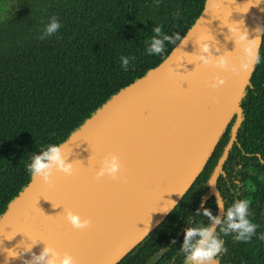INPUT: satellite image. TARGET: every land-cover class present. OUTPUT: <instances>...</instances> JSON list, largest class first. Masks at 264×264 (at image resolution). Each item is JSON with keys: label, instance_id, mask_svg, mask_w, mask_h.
Wrapping results in <instances>:
<instances>
[{"label": "water", "instance_id": "95a60500", "mask_svg": "<svg viewBox=\"0 0 264 264\" xmlns=\"http://www.w3.org/2000/svg\"><path fill=\"white\" fill-rule=\"evenodd\" d=\"M237 22L249 39L260 36V56L264 33L255 30L264 28V0H205L183 44L72 131L61 143L72 175L54 170L48 184L32 176L0 215V264H37L33 254L45 246L71 255L75 264H118L180 203L235 119L208 180V196L223 205L217 213L222 219L217 180L237 139L244 119L241 102L258 65L240 68L242 47L229 32ZM204 43V55H225L236 70L203 64L198 57ZM214 78L224 84L209 87ZM109 155L120 163L116 179L97 177ZM168 201L175 204L162 212ZM66 210L87 218L89 225L72 228ZM14 252L16 257H9Z\"/></svg>", "mask_w": 264, "mask_h": 264}, {"label": "trees", "instance_id": "16d2710c", "mask_svg": "<svg viewBox=\"0 0 264 264\" xmlns=\"http://www.w3.org/2000/svg\"><path fill=\"white\" fill-rule=\"evenodd\" d=\"M26 1L37 16L40 34L26 48L0 53V215L30 182L26 168L30 156L50 143H62L113 94L158 66L205 4V0ZM50 17H56L61 27L41 38ZM157 25L160 38L166 34L174 39L164 42L161 54L148 55L146 42ZM122 55L135 57L127 69L120 66ZM241 107L244 119L217 188L224 211L234 200L250 198L249 219L260 225L259 234L264 232V36ZM233 120L180 203L118 264H145L151 252L176 238L171 230L191 220L192 214L207 208L216 216L217 201L206 196L208 180L229 140ZM224 217L225 213L222 221ZM205 220V225L210 222ZM183 234L169 250L181 255L179 264ZM233 235H222L227 249L220 254L222 264H264V241L254 236L245 243Z\"/></svg>", "mask_w": 264, "mask_h": 264}, {"label": "clouds", "instance_id": "9594fccd", "mask_svg": "<svg viewBox=\"0 0 264 264\" xmlns=\"http://www.w3.org/2000/svg\"><path fill=\"white\" fill-rule=\"evenodd\" d=\"M60 27V21L56 17H50L49 22L44 27L41 38L56 33ZM255 31L257 33H264V28H257ZM152 32L154 35L146 42L145 53L148 55L161 54L165 48L164 42H172L174 38L166 34L163 35V38H160L161 27L159 25L154 27ZM229 32L235 35V43L239 42L242 47L244 61L240 63V68H250L252 65L259 63L260 56L256 49L260 36L257 35L255 38L249 39L247 30H242L239 22L234 23L231 28L229 27ZM175 39L180 44L185 42L178 35ZM200 51L202 55L198 59L203 64L212 63L213 66L222 70H236L235 66H230L229 60L225 55L215 58L204 55L208 53V45L206 43L200 45ZM134 59L135 57L122 55L120 57L121 68L127 69L130 61ZM223 84L224 80L222 78H214L209 87L216 88ZM62 145L61 143H50L40 151L33 153L26 165L29 175L38 177L45 184L50 183V177L54 170L62 172L66 176L72 175L73 164L66 162L67 158L62 152ZM119 169L120 163L117 156L109 155L102 160L95 175L97 177L108 175L112 179H116ZM218 196H220L219 193ZM174 204L175 201H168L167 206L162 212L168 211ZM250 204L251 201L249 199L234 200L226 207L223 221L220 217L212 215L207 208L203 209L201 215L207 217L210 222L206 225L203 222H194L184 230L182 243L179 248L183 253L182 264H216L219 255L227 251L222 235L234 233V240L245 243L252 240L254 236L264 241V232L257 234V229L260 225L249 219ZM217 207H223L219 199L217 200ZM64 217L74 229H84L90 223L87 218L82 219L78 214L70 210L65 211ZM216 226H220L219 230H217ZM16 255L17 253L14 252L9 257H16ZM32 259L37 264H40V262H43V264H75L71 255L65 253L61 256L55 249L49 246H45L39 254H33Z\"/></svg>", "mask_w": 264, "mask_h": 264}, {"label": "flooded vegetation", "instance_id": "af4514ba", "mask_svg": "<svg viewBox=\"0 0 264 264\" xmlns=\"http://www.w3.org/2000/svg\"><path fill=\"white\" fill-rule=\"evenodd\" d=\"M23 24H26L29 27L33 28L35 30V34H37V37L39 36L40 33L38 32L37 16L34 12L32 5L28 1H26V0H0V53L1 52H8V51H15V50L17 51V50H20L21 48H26L29 43H31L33 40L37 39V37H35V38L32 37L30 40H27L26 42L13 43V44L9 45V47H7L8 45H6L5 42H3V40H2L3 37L5 35H8V34L19 33L22 29ZM234 120H233V124H234ZM233 124H232V126H233ZM231 129H232V127H231ZM237 134H238V132H237ZM229 140H230V137H229ZM229 140H228V142H229ZM228 142H227V144H228ZM236 142H237V139L234 142V144ZM234 144H233V146H234ZM232 147H231V149H232ZM230 150H229V152H230ZM206 196L209 197L208 196V190L206 192ZM210 196H213V195H210ZM248 199H250V198H248ZM217 213H218V208H217ZM217 213H216V216H217ZM224 213H225V211H224ZM224 213H223V215H224ZM195 216L197 217V219L195 218ZM205 218L206 217L202 216L201 214H199V215L192 214L191 220L186 221L184 223V225H180L179 228H175L173 231L171 230L170 234L175 233L176 238L173 239L172 241L168 240V242L170 241L169 245H167V246L163 245L162 247H160V251L155 250L154 252H151V254L147 258V261L145 262V264H179V262H181V261H179L177 259V257L182 258L181 255L177 254L175 252L172 253L171 251H170L171 252L170 253L169 250L174 248V245L179 240L178 235L182 234L184 232V230L189 226V224H193L194 222H196V223L203 222V224H205L206 223ZM178 224L179 223L176 224V227H178L177 226ZM173 241H174V243H173ZM221 260H223V258L221 259V256L219 255V257H218L219 264H222Z\"/></svg>", "mask_w": 264, "mask_h": 264}, {"label": "rangeland", "instance_id": "374dc122", "mask_svg": "<svg viewBox=\"0 0 264 264\" xmlns=\"http://www.w3.org/2000/svg\"><path fill=\"white\" fill-rule=\"evenodd\" d=\"M23 23V22H22ZM35 30L31 27H29L26 24L22 25V29L19 33L16 34H8L3 37V42H5L7 47L13 43L17 42H26L27 40H30L32 37L35 38L37 37V34H35Z\"/></svg>", "mask_w": 264, "mask_h": 264}]
</instances>
